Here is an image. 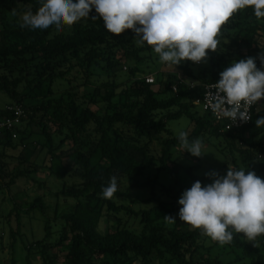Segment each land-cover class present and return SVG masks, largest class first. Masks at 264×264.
<instances>
[{
	"label": "trees",
	"instance_id": "obj_1",
	"mask_svg": "<svg viewBox=\"0 0 264 264\" xmlns=\"http://www.w3.org/2000/svg\"><path fill=\"white\" fill-rule=\"evenodd\" d=\"M42 2L0 0V97L3 95L10 100L0 108V123L7 116L14 117V113L8 109L10 105H20L26 111V117L17 125V137L11 131H6L5 138L0 139V171L5 179V185L0 184V191L6 188L12 190L22 178L26 179L39 171L37 158L41 153L35 154L23 145L25 123L36 122L45 138L42 166L49 172L57 171L52 161L62 159L57 149L68 139L74 143L73 152L70 153L73 166L61 173L56 172L58 177L64 174L56 197L75 201L72 208L56 215L64 226L61 239L69 240L65 264H125L128 256L144 264H153L157 259L161 263L168 260L174 264H226L211 250L208 256L195 260L197 246L206 238L199 230L190 228L179 232L168 230L164 224L166 215L181 222L178 199L184 187L178 171L170 166L173 149L180 143L178 134L169 130L168 123L188 116L206 137L223 135L226 142L228 138H233L232 148L239 134L256 126V119L264 116V100L257 104V108H263L259 112L256 109L251 122L239 130L226 131L220 123L213 118H205L195 108L196 100L203 93L202 84L218 81L221 71L233 61H239L233 52L227 56L222 50L223 46L231 48L237 45L240 51L241 43L250 44L254 35L264 36V18L258 20L251 8L238 10L222 26L220 39L225 40L216 52L209 51V65L205 71L195 75L189 64L180 65L173 78L158 92L146 78H131L140 71L136 66L130 69L132 76L129 82L132 83L129 87L121 88L123 84L118 83L116 78H109L111 73L117 72V51L123 50L127 60L134 63L142 59V52L153 53L147 44H136L132 30H126L119 36L113 35L106 30L100 18L82 19L59 32L54 26L46 30L21 28L20 12L31 10L35 13ZM13 10L15 16L12 15ZM91 15H96L94 10ZM241 54L247 57V54ZM256 64L258 68L261 67L260 59H256ZM104 75L108 79L100 83L99 79ZM178 75L202 84L195 87L179 84L175 91L173 86L178 82ZM70 76L82 77L84 85L91 83L95 86L82 96L66 90L59 97L39 102L27 100L33 96V89L51 87L56 81L72 82ZM93 76L97 80H92ZM90 103L98 106L105 103L106 106L94 110ZM50 124L56 130H51ZM163 132H167L166 137L162 136ZM158 140L161 168L171 173L175 180L173 183L164 184L157 175L152 177L148 172L155 157L152 143ZM263 141L264 135L260 142L253 144L258 151L239 150L249 168L255 171H264V158L259 154L264 152ZM19 147V164L11 172L6 169L7 152ZM96 155L98 160L95 162L93 158ZM25 164L27 168H22ZM112 176L117 178L118 190L112 199H104L102 187L109 183ZM124 180L126 187L121 185ZM132 188H150L151 193L147 198H139L130 193ZM10 201L13 208L9 216L15 215L19 227L16 232L12 230L14 237L21 234L24 217L35 212L43 214L46 220L45 235L36 240L35 245L44 264H55L46 243L52 236L53 218L48 213L44 198L37 197L29 207H23L14 197ZM131 203L148 206L136 210ZM122 213L129 217L136 215L140 230L121 216ZM103 220L115 221L118 225L103 232L98 229ZM23 244L27 250V264H34L33 242L29 245L23 240ZM256 245L242 234H234L232 243L223 247L234 253L235 261L264 264V236L257 238Z\"/></svg>",
	"mask_w": 264,
	"mask_h": 264
},
{
	"label": "clouds",
	"instance_id": "obj_2",
	"mask_svg": "<svg viewBox=\"0 0 264 264\" xmlns=\"http://www.w3.org/2000/svg\"><path fill=\"white\" fill-rule=\"evenodd\" d=\"M246 8L253 9L258 20L264 18V0H43L35 13L28 10L21 16L20 27L46 30L54 26L59 32L82 19L100 18L111 34L132 30L137 45L147 44L161 63L177 66L182 61L199 64L209 51L216 52L222 26ZM93 10L96 15L90 16ZM258 58L260 68L256 57H247L219 73L212 85L214 112L235 122L251 119L249 109L264 100V51ZM255 123L264 127V116ZM177 138L192 156L204 154L200 138L190 141L184 131ZM206 175L213 178L212 183L202 185L197 180L178 199L179 220L220 245L230 244L234 234H242L257 246V238L264 236V179L254 171L233 167L223 176L215 171ZM117 190V178L112 176L102 187V198L112 199ZM164 217L176 222L173 216Z\"/></svg>",
	"mask_w": 264,
	"mask_h": 264
},
{
	"label": "rangeland",
	"instance_id": "obj_3",
	"mask_svg": "<svg viewBox=\"0 0 264 264\" xmlns=\"http://www.w3.org/2000/svg\"><path fill=\"white\" fill-rule=\"evenodd\" d=\"M24 14V12H20V17ZM19 21V20H18ZM225 39H220L221 42H224ZM230 43L229 40H226ZM238 46L235 45L231 48H226L223 46L222 50L229 56L233 52V56L237 58L236 60L245 59L247 57H256L259 59V55L264 51V36L263 35H254V39L250 44L245 42L240 44V51H238ZM243 54H247L245 57ZM142 59L136 63L133 61L127 60L124 56V51L119 50L116 54V61L118 64L116 65L115 73H111L109 78H116V81L120 84H123V87H129L132 82L130 81V69L131 67H139L140 71L137 72L135 76L131 78L134 80L135 78H146L149 75L155 77V83H153L152 87L156 91L163 90L165 83L169 82L174 73H176L180 65L189 64L191 70L195 75H201L205 68L209 65V59H206L202 64L193 63L191 61H182L179 65L173 66L169 64L161 63L158 57V54L153 53H141ZM72 82L67 81H56L51 84V87H45L44 89H33L31 92L33 94L32 97H29L27 100L33 102H39L40 100L59 97L63 91H72L78 93L82 96L88 90L94 88V84L88 83L89 85H84V78L82 77H74L70 76ZM95 76H93L92 80H94ZM108 79V76L104 75L99 79L100 83L103 80ZM202 81V80H200ZM197 84H202L201 82L195 81ZM129 83V84H128ZM105 90H103V93ZM162 95V94H161ZM10 102L9 98L1 95L0 97V108L4 107L6 104ZM90 106L94 110H100V108H104L105 103L100 104L99 106L94 103H90ZM262 109L263 107H259ZM199 114L203 115L205 118H212L209 114L206 115L203 110L202 105H197L195 108ZM25 131L24 134V143L26 149L29 151L36 152L35 154L41 153V155L37 158V163L39 164V171L37 173L31 174L26 179L22 178L12 190L5 189L0 191V264H27L26 254L27 250L24 248L23 240L26 241L29 245L33 242L32 245V258L34 264H44L41 259V254L37 246L35 245L36 240L42 239L45 235L44 227H45V217L41 212H35V214H31L29 217H24L21 226V234H16V236H12V230L15 232L18 230V222L13 215L9 216L10 211L13 208V203L10 201L11 197L16 198V200L23 207H29L33 201L41 196L44 198L47 206L48 213L53 218L52 225V236L47 240V244L49 245V252L51 256L55 259V264H65L67 247L69 244V240H62L61 236L64 232V226L62 221L56 218L57 213L63 212L66 209H70L74 206L75 201L73 199H64L63 197L59 199L56 197V193L59 192L61 186V180L64 179V174H60V178L56 175V172H63L68 170L73 166V159L70 157V153L73 152L74 143L71 139H68L61 147L57 149V153L62 156L61 161L54 159L52 165L57 171L54 173L49 172L45 167L42 166L45 158V150H42V144L45 140L44 135L42 134V129L36 122L33 123H25ZM169 130L178 134L181 131H187L191 134L190 141L196 138H200L203 142V155L201 157H194L189 152L185 151L180 145L173 149V161L170 162V166L178 171L180 175L181 182L184 185L183 189L179 193V198L182 193L189 189L192 184L199 180L202 185H207L212 183L213 178L206 175L210 172H218L221 176L226 175L227 168L233 167L236 170L243 169L245 172L251 170L256 173L257 176L264 179V171H255L249 168V164L240 154V149H249L255 150L253 144L260 142L261 137L264 135V127L255 126L253 129L248 131H244L241 135L237 137L234 141L233 148L231 147V143L233 142V138H228L227 142L225 137L222 136H204L203 131L195 125V123L188 117L183 116L180 119L170 120L168 123ZM51 130H56V127L50 124ZM167 132H163L162 136L166 137ZM60 137H57L59 139ZM146 140V139H145ZM154 149V159L152 165L149 166L148 172L151 176L157 175L159 180L164 184L173 183L175 180L172 177L171 173H169L166 169L161 168L160 160H159V151H160V143L158 141H154L152 143ZM94 146L91 148L93 149ZM264 149V141L263 146ZM21 147L17 149H9L6 156L7 167L6 169L9 171H13L19 164L17 160L18 155L20 154ZM90 150L88 151V153ZM260 156L264 158V152H259ZM36 156V155H35ZM93 160L96 162L98 160V155H96ZM28 165H22V168H27ZM188 170L190 172H188ZM192 174V175H191ZM0 184L5 185V179L1 175L0 171ZM121 185L126 187L127 182L124 180L121 182ZM130 193L133 196L139 198H147L149 193H151V189H140V188H132L130 189ZM147 204H132L131 207L133 209H138L141 207H147ZM121 216L125 217V219L129 220L130 224L135 228L140 230L139 218H135L136 215L129 217L122 213ZM9 218L11 221L9 222ZM165 226L168 230H176L179 232L186 231L191 227L184 222L170 223L168 220L165 221ZM117 222L110 220H103L100 223L99 230L105 232L110 227L117 226ZM259 243V242H258ZM212 251L211 253L215 256H219L223 259L226 264H248V260L235 261L234 253H230L226 250L223 245H220L217 242L212 241L210 238L206 237L202 240L199 246H197V251L195 253V260H200L202 256H208V251ZM16 261V262H15ZM125 264H144L138 259H132L131 256L126 258ZM153 264H174L172 261L165 260L164 263H161L160 260H154Z\"/></svg>",
	"mask_w": 264,
	"mask_h": 264
},
{
	"label": "built area",
	"instance_id": "obj_4",
	"mask_svg": "<svg viewBox=\"0 0 264 264\" xmlns=\"http://www.w3.org/2000/svg\"><path fill=\"white\" fill-rule=\"evenodd\" d=\"M200 64V63H199ZM146 80L148 83H155V77L152 75H149L146 77ZM177 83L174 84L173 89L175 91L178 90L179 84H185L189 87H195L198 84L195 81H190L182 76L178 75ZM217 81L204 83L203 85V93L200 98L196 100L197 105H202L203 110L212 116V118L221 124L222 128L226 131L230 130H239L244 128L247 124H249L253 118V113L257 109V104L253 105L249 109V115L251 119L247 122H241L237 120L236 122L233 121L230 118L223 117L221 114H218L213 111L212 105L214 103L212 97L215 94V89L213 88V84ZM8 109L14 113V117L7 116L5 117L1 123H0V139H4L6 135V131H11L13 133L14 137H17V125L22 121L23 118L26 117V111L24 108L20 105H10L8 106Z\"/></svg>",
	"mask_w": 264,
	"mask_h": 264
}]
</instances>
